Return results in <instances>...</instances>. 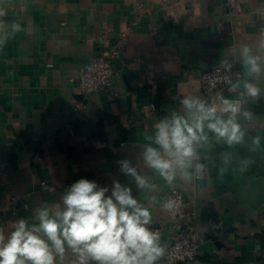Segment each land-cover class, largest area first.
Listing matches in <instances>:
<instances>
[{"label": "crops", "instance_id": "crops-1", "mask_svg": "<svg viewBox=\"0 0 264 264\" xmlns=\"http://www.w3.org/2000/svg\"><path fill=\"white\" fill-rule=\"evenodd\" d=\"M138 5L142 17L130 28ZM234 6L238 11L229 16L223 0H172L168 7L159 0H0L6 31L13 21L23 29L0 51V225L19 217L35 223L37 208L60 206L70 184L86 177L109 189L114 181L130 187L150 206L152 226L168 246L175 232L160 195L177 189L203 238L194 264H264V95L245 98L253 118L238 116L243 143L229 147L206 129L208 141L197 146L204 165L199 178L193 168L190 181L177 176L169 186L143 159L146 146L156 147L149 139L155 124L173 110L183 114V98L219 104L202 95L200 77L221 61L240 72L233 82L240 88L230 86L225 97L239 99L245 80L264 89V74L250 76L241 59L247 45L264 65L258 46L264 0H234ZM112 46L119 53L111 59L109 85L82 97L78 69ZM75 102L84 104L78 112ZM246 159L252 163L246 166ZM125 160L155 189L137 188L120 170ZM43 181L54 190L43 189ZM218 215L226 230L212 239L206 219Z\"/></svg>", "mask_w": 264, "mask_h": 264}, {"label": "clouds", "instance_id": "clouds-1", "mask_svg": "<svg viewBox=\"0 0 264 264\" xmlns=\"http://www.w3.org/2000/svg\"><path fill=\"white\" fill-rule=\"evenodd\" d=\"M6 16L7 11L0 7V51L23 30L13 21L10 33L7 32ZM258 46L264 49V34L259 37ZM241 59L250 76L264 74L260 56L249 46H243ZM228 83L233 91L240 88L239 82ZM262 95L264 89L245 80L239 99L218 93L217 105L198 97L183 98V114L173 110L155 124L154 137L149 139L156 147H145V164L169 186L177 176L190 181L189 170L193 168L199 178L204 165L197 162V146L208 141L206 129L215 134L217 142L223 141L229 147L243 143L245 131L238 116L249 121L253 118V113L244 108L245 98L255 100ZM253 143L259 146L260 137H255ZM251 163L250 159L245 160L246 166ZM120 170L134 179L137 188L155 189L128 161L120 162ZM61 201L55 209L47 205L37 208L32 213L35 223L19 217L10 226L0 225V264H64L69 254L73 257L69 264H161L166 256L167 245L160 231L152 227L150 206L139 202L130 187L114 181L109 189L81 177L70 184ZM176 206L177 202L169 198L162 208L171 213Z\"/></svg>", "mask_w": 264, "mask_h": 264}, {"label": "built area", "instance_id": "built-area-1", "mask_svg": "<svg viewBox=\"0 0 264 264\" xmlns=\"http://www.w3.org/2000/svg\"><path fill=\"white\" fill-rule=\"evenodd\" d=\"M163 6H170L172 0H159ZM226 5V15H233L238 11L234 6V0H223ZM141 5L135 11L134 16L128 23V26L134 27L142 17ZM105 36L100 34L97 39L103 41ZM127 40V29L120 32V43L125 44ZM118 49L114 46L105 47L100 53L93 56L89 62L78 69L77 91L86 97L88 95L101 92L107 88L110 83L113 69L111 59L118 56ZM240 77V72L226 61H221L216 66L203 72L200 77L201 93L210 102L219 101L217 94L225 97L224 93L228 91L230 84ZM227 98V97H225ZM231 99V98H228ZM83 102H75L74 110L78 112L83 108ZM72 133L71 129H68ZM43 189L53 191L54 186L41 182ZM169 198L177 202L175 209L168 213L170 217L169 228L175 232V238L167 246L166 256L162 259L164 264H194L197 251L203 242V238L196 228L195 213L187 212L184 207V198L177 189H169L160 195V207ZM163 209V208H162ZM153 227V226H152ZM206 227L212 239H221L225 233L226 226L223 218L218 215L206 219ZM153 229H157L153 227Z\"/></svg>", "mask_w": 264, "mask_h": 264}]
</instances>
